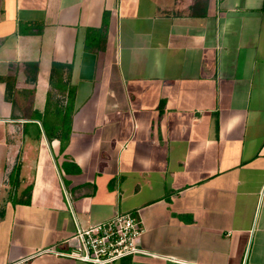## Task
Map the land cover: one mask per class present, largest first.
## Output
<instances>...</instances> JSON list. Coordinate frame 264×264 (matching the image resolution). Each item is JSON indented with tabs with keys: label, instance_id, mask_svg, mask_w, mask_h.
Instances as JSON below:
<instances>
[{
	"label": "crops",
	"instance_id": "1",
	"mask_svg": "<svg viewBox=\"0 0 264 264\" xmlns=\"http://www.w3.org/2000/svg\"><path fill=\"white\" fill-rule=\"evenodd\" d=\"M123 212L114 264H264V0H0V264Z\"/></svg>",
	"mask_w": 264,
	"mask_h": 264
},
{
	"label": "built area",
	"instance_id": "2",
	"mask_svg": "<svg viewBox=\"0 0 264 264\" xmlns=\"http://www.w3.org/2000/svg\"><path fill=\"white\" fill-rule=\"evenodd\" d=\"M145 228L138 213L123 212L111 219L78 227L66 241L75 248L71 254L58 252L91 264H114L127 257L146 254L141 248Z\"/></svg>",
	"mask_w": 264,
	"mask_h": 264
},
{
	"label": "trees",
	"instance_id": "3",
	"mask_svg": "<svg viewBox=\"0 0 264 264\" xmlns=\"http://www.w3.org/2000/svg\"><path fill=\"white\" fill-rule=\"evenodd\" d=\"M66 69L71 70V67L54 63L52 67V82L57 79L60 71H64Z\"/></svg>",
	"mask_w": 264,
	"mask_h": 264
}]
</instances>
